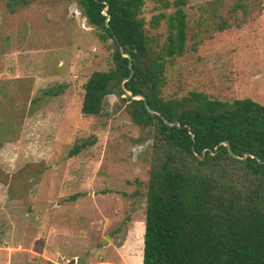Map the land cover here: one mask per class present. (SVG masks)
<instances>
[{
	"label": "rangeland",
	"instance_id": "374dc122",
	"mask_svg": "<svg viewBox=\"0 0 264 264\" xmlns=\"http://www.w3.org/2000/svg\"><path fill=\"white\" fill-rule=\"evenodd\" d=\"M237 1L187 0L197 47L189 40L167 67L166 95L264 105V0L240 28L219 31ZM159 11L147 1V28ZM112 51L76 0H29L13 14L0 2V264H142L148 143L115 96L107 118L81 114L83 85Z\"/></svg>",
	"mask_w": 264,
	"mask_h": 264
},
{
	"label": "trees",
	"instance_id": "16d2710c",
	"mask_svg": "<svg viewBox=\"0 0 264 264\" xmlns=\"http://www.w3.org/2000/svg\"><path fill=\"white\" fill-rule=\"evenodd\" d=\"M147 1L160 9L149 28L142 17ZM254 1L235 2L228 10L229 22L222 20L218 30L240 28ZM0 2L13 14L29 0ZM76 4L99 40L110 41L113 49L111 66L92 72L83 85L81 114L107 118V98L115 96L114 110L140 130L139 142L148 143L142 264H264V105L250 98L221 101L198 91L165 94L167 67L188 51L189 40L193 51L197 47L187 0ZM162 22L165 32L159 33ZM122 86L145 98L160 116L149 114L143 100L129 98ZM59 93L56 89L44 95ZM93 143L75 145L69 155Z\"/></svg>",
	"mask_w": 264,
	"mask_h": 264
},
{
	"label": "water",
	"instance_id": "95a60500",
	"mask_svg": "<svg viewBox=\"0 0 264 264\" xmlns=\"http://www.w3.org/2000/svg\"><path fill=\"white\" fill-rule=\"evenodd\" d=\"M106 10H107V8L104 9L103 14L106 16V20H105V22H106V24H107V21H108L109 16L106 14ZM107 26H108V25H107ZM119 49H120V52H121V54L123 55V57H126V58L129 59L128 66L131 67V62H130V57H129V55L126 54V53H124V49H123V47H122L121 45H119ZM132 75H133V71L131 70V71H130V77H131ZM127 80H128V79L124 80L123 82H125V81H127ZM122 89L124 90V92L126 93V95H127L129 98H131V99H136V100H143L144 105H145V108H146V110H147V112H148L149 114L160 116V113H159V112L154 111V110H152V109L149 108V106H148V104H147L145 98H143V97L140 96V95H135V96H134V95H131L129 92L126 91V89L124 88V86H122ZM164 123H165L166 125H168V126H174V125L178 126V123H171V122H168V121H166V120H164ZM221 144H223V146L227 147L228 150H229V152H230L229 145H228L227 143H221ZM232 156L236 157L235 155H232ZM236 158H238V157H236ZM245 158H246V156L242 157L241 159L243 160V159H245ZM238 159H239V158H238Z\"/></svg>",
	"mask_w": 264,
	"mask_h": 264
}]
</instances>
